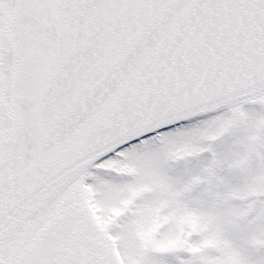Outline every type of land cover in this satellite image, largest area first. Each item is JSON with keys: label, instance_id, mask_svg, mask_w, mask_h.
Listing matches in <instances>:
<instances>
[{"label": "snow or ice", "instance_id": "1", "mask_svg": "<svg viewBox=\"0 0 264 264\" xmlns=\"http://www.w3.org/2000/svg\"><path fill=\"white\" fill-rule=\"evenodd\" d=\"M0 264H264V0H0Z\"/></svg>", "mask_w": 264, "mask_h": 264}]
</instances>
